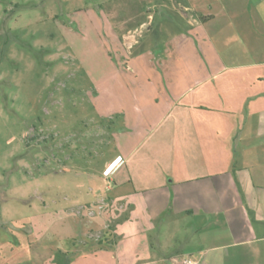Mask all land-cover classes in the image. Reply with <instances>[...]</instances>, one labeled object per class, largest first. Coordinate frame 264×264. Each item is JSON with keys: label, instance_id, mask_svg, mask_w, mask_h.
Listing matches in <instances>:
<instances>
[{"label": "rangeland", "instance_id": "1", "mask_svg": "<svg viewBox=\"0 0 264 264\" xmlns=\"http://www.w3.org/2000/svg\"><path fill=\"white\" fill-rule=\"evenodd\" d=\"M190 2L0 0V264H139L183 245L164 197L109 198L129 174L109 168L119 137L139 140V92L183 86V73L139 77V57L151 50L161 73L186 19L208 9Z\"/></svg>", "mask_w": 264, "mask_h": 264}, {"label": "crops", "instance_id": "2", "mask_svg": "<svg viewBox=\"0 0 264 264\" xmlns=\"http://www.w3.org/2000/svg\"><path fill=\"white\" fill-rule=\"evenodd\" d=\"M204 1L207 11L186 19L167 61L159 59L162 74L148 65L160 58L151 50L139 57V77L183 73V86L139 92V140L119 137L109 168L129 172L109 198L139 189L144 200L164 197L169 218L183 217V245L146 251L139 264H264V0ZM155 105L163 110L153 113Z\"/></svg>", "mask_w": 264, "mask_h": 264}, {"label": "built area", "instance_id": "3", "mask_svg": "<svg viewBox=\"0 0 264 264\" xmlns=\"http://www.w3.org/2000/svg\"><path fill=\"white\" fill-rule=\"evenodd\" d=\"M172 261L175 262V263H178V257H174V258H172ZM182 262H183L184 264H195V263H196L195 261H193V260H191V259H189V258H184V259L182 260Z\"/></svg>", "mask_w": 264, "mask_h": 264}]
</instances>
